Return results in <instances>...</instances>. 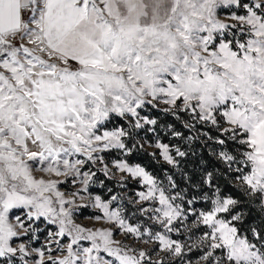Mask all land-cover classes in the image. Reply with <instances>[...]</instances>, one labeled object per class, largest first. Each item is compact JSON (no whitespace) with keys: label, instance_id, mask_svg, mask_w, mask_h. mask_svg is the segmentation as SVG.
<instances>
[{"label":"rangeland","instance_id":"rangeland-1","mask_svg":"<svg viewBox=\"0 0 264 264\" xmlns=\"http://www.w3.org/2000/svg\"><path fill=\"white\" fill-rule=\"evenodd\" d=\"M173 7L161 26L127 32L135 52L127 80L92 103L91 116L71 119L72 140L51 151L24 142L29 98L21 79L31 66L63 65L39 40V27L30 38L26 22L7 39L0 50V264H264V249L223 216L233 198L218 196L210 210L181 207L167 181L103 154L125 147L122 128L102 127L110 113L132 114L138 130L154 123L138 114L144 103L171 108L180 99L248 133L253 170L245 179L264 194V0H175ZM135 132L175 163L167 143ZM98 171L116 179L143 220H129L123 197L109 200L95 190Z\"/></svg>","mask_w":264,"mask_h":264},{"label":"crops","instance_id":"crops-1","mask_svg":"<svg viewBox=\"0 0 264 264\" xmlns=\"http://www.w3.org/2000/svg\"><path fill=\"white\" fill-rule=\"evenodd\" d=\"M46 0L40 11L25 13L30 38L55 54L57 71L31 66L21 79L29 99L23 130L25 143L52 145L54 150L74 136L71 119L89 112L92 103L104 101L110 87L126 79L135 52L127 32H144L161 26L173 13L175 0ZM36 0H0V50L13 33L21 31L20 9ZM112 88V87H111ZM112 90V89H111ZM91 118V117H90ZM36 149V147L34 148Z\"/></svg>","mask_w":264,"mask_h":264},{"label":"trees","instance_id":"trees-1","mask_svg":"<svg viewBox=\"0 0 264 264\" xmlns=\"http://www.w3.org/2000/svg\"><path fill=\"white\" fill-rule=\"evenodd\" d=\"M176 103L171 108L144 103L138 114L153 119L154 123L138 130L129 121L134 118L132 114L110 113L102 127L122 128L125 147L104 151V156L140 163L158 181L169 183L172 189L167 188L168 196L184 208L210 210L218 196L233 198L223 216L232 220L237 232L249 243L264 249V194L245 179L253 170L249 157L252 145L245 139L248 133L239 126L229 127L223 115L206 118L198 109L183 107L180 99ZM135 131L144 134L145 141L152 143L158 139L167 143L175 163L162 160L137 141ZM98 172L96 181L101 183L96 184L95 190L109 200L123 197L124 214L132 222L141 220V213L122 195L116 179Z\"/></svg>","mask_w":264,"mask_h":264},{"label":"built area","instance_id":"built-area-1","mask_svg":"<svg viewBox=\"0 0 264 264\" xmlns=\"http://www.w3.org/2000/svg\"><path fill=\"white\" fill-rule=\"evenodd\" d=\"M36 2L37 3H34L32 5L28 4V6H24L20 9L21 14L23 15L22 22L20 23V28H19L21 29V31L24 30V28L27 26L26 22H28L25 13L30 12L35 8H39L41 6V0H36Z\"/></svg>","mask_w":264,"mask_h":264}]
</instances>
